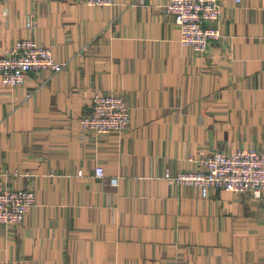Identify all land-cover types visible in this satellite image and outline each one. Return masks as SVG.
<instances>
[{
	"label": "crops",
	"instance_id": "1",
	"mask_svg": "<svg viewBox=\"0 0 264 264\" xmlns=\"http://www.w3.org/2000/svg\"><path fill=\"white\" fill-rule=\"evenodd\" d=\"M165 3L0 0V54L29 37L65 62L0 80V189L35 194L22 222L0 224V264H264V188L203 197L163 177L264 145V0H219L204 53L180 43ZM95 93L125 100L123 130L81 127Z\"/></svg>",
	"mask_w": 264,
	"mask_h": 264
},
{
	"label": "built area",
	"instance_id": "2",
	"mask_svg": "<svg viewBox=\"0 0 264 264\" xmlns=\"http://www.w3.org/2000/svg\"><path fill=\"white\" fill-rule=\"evenodd\" d=\"M88 5L106 6L113 0H75ZM164 11L179 28V41L197 53H204L213 41L219 40V0H166ZM65 62L53 57L48 47L21 38L5 53L0 54V80L8 86L23 83L29 72L61 71ZM28 92L26 96H29ZM129 122V107L115 93H95L90 109L80 117L81 127L88 132L105 134L123 130ZM194 168L171 173L168 168L163 177L169 184L193 185L203 197L210 188H222L233 193L250 191L258 196L264 188V145L260 148L238 149L232 153L215 151L198 157ZM80 173V172H78ZM27 173H19L24 176ZM94 175L102 177L103 168L94 167ZM117 177H110L116 185ZM35 202L34 190L30 187L0 189V224L22 222L28 209ZM181 264V263H174ZM206 264V263H201Z\"/></svg>",
	"mask_w": 264,
	"mask_h": 264
}]
</instances>
